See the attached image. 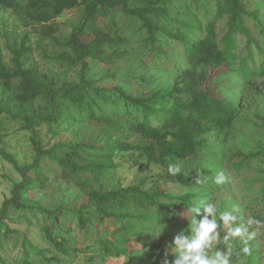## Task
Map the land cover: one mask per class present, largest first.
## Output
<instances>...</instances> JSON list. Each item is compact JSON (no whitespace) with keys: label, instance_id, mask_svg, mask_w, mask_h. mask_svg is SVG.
Returning a JSON list of instances; mask_svg holds the SVG:
<instances>
[{"label":"trees","instance_id":"trees-1","mask_svg":"<svg viewBox=\"0 0 264 264\" xmlns=\"http://www.w3.org/2000/svg\"><path fill=\"white\" fill-rule=\"evenodd\" d=\"M258 1L264 4V0ZM75 8L82 10L77 25L57 37L54 19ZM0 9L46 41L47 47L41 48L45 63H56L76 76L75 80H57L40 71L25 36L18 45L7 47L8 61L0 44V143L4 139L1 114L9 107L18 112L12 117L21 118L20 127L30 133L34 148L32 162L19 165L0 147V156L21 176L3 203L0 232L10 231L4 223L9 208L36 210L51 219L43 229L52 252L70 258L78 252L72 237L52 229L63 211L75 216L82 229H88L92 219L103 222L113 218L122 223L114 231V242L101 239L95 250L116 257L127 255L123 264H142L155 254L159 257V246L153 244L147 253L128 255L126 243L131 236L169 224L176 206L190 208L195 197H203L199 193L175 196L160 188L162 178L183 188L202 190L211 188L223 169L237 174L253 163L264 164V147L227 154L212 151L207 142L209 136L227 135L240 113L238 103L208 91L209 70L225 66L246 79L264 77L261 11L252 8L248 0H0ZM255 27L260 40L252 33ZM171 41L182 44V63L166 64L174 69L173 84L149 95H133L120 84L108 86L89 74L93 61L113 68L130 57L152 60L158 55L162 60ZM76 125L94 127L100 133L88 141H58L45 148L43 136L59 135ZM206 155L212 159V169L204 166ZM169 163H179L180 173L170 175ZM125 164L155 165L162 170L160 178H154L149 189L144 187V179L111 188L93 184ZM195 166L200 171L193 169ZM197 177L203 182L196 183ZM60 184L85 192L86 203L60 211L22 201L23 190ZM263 199L264 182L252 201ZM230 243L223 242L221 250L227 251ZM29 250L45 258L44 250L33 245ZM231 251L232 264L245 258L240 250ZM28 255L24 250L23 264H30ZM52 260L59 261L55 254Z\"/></svg>","mask_w":264,"mask_h":264},{"label":"rangeland","instance_id":"rangeland-1","mask_svg":"<svg viewBox=\"0 0 264 264\" xmlns=\"http://www.w3.org/2000/svg\"><path fill=\"white\" fill-rule=\"evenodd\" d=\"M250 6L261 11L262 27L264 28V4L258 0H248ZM178 2L174 8H177ZM82 16V10L75 8L64 12L60 17L54 19V26L57 28L56 36L67 35ZM0 44L5 61L10 57V51L7 47L18 45L22 38H27V44L31 47V55L37 63L39 70L48 72L50 76L57 80H75L76 76L71 71H63L56 63H45L42 49L46 48L45 40H41L34 30L22 26L15 17L8 11L0 9ZM253 35L260 40L262 37L257 27L253 29ZM36 42H39L38 45ZM244 45V39L240 42ZM182 44L177 41H171L165 49L164 58L158 59L154 55L153 59L143 56L130 57L127 62L120 66L109 68L96 61L90 62L89 74H93L97 80H103L105 85H122L128 93L133 95H149V92L155 89H162L173 84L175 79L174 69L169 64L182 63L181 54ZM254 48V47H253ZM57 49V47H54ZM142 49V47L140 48ZM252 49V48H251ZM244 51V50H242ZM257 57V52L254 50ZM244 53V52H243ZM244 55V54H243ZM167 58V61H166ZM166 64H168L166 66ZM210 80L207 83L208 91L213 95L224 97L230 101L238 103L240 108L234 127L227 135L209 136L207 142L211 150L217 152H226L227 154L236 150L247 152L252 149L264 147V77H254L250 79L243 78L237 71L229 72L227 67L222 66L209 70ZM18 114L9 107L1 114L3 126L1 133L4 135L0 143L6 152H8L19 165L29 164L34 157V148L29 139L30 133L20 127L21 118H13L12 115ZM86 127V128H85ZM100 131L94 127L76 125L68 131L55 136H43L45 148L51 147L58 141L72 143L79 140H87L90 137L98 136ZM204 166L212 169L211 157L206 155ZM226 162H224V165ZM199 165V164H197ZM214 170L217 168L213 167ZM198 171V166L195 168ZM161 169L155 165L131 166L122 165L116 172H109L99 178L94 185H104L111 188L117 183L124 185L145 180L144 187L152 188L154 178H160ZM228 178L223 184H216L213 181L211 188L189 189L183 188L172 181H160V188L169 190L175 196H182L187 193H199L203 197H195L192 206L200 207L204 202H212L217 208V221L220 225L217 229L219 238L214 241L210 249L206 252L214 258L216 251H221L224 238L228 235V228L235 226H244L248 229L251 239L245 237L229 239L231 246L229 249H238L244 254L245 258L236 264L249 263L264 264V199L257 202L252 198L260 189V184L264 181V164L253 163L251 168L243 169L237 174L232 170L223 169ZM217 175V174H216ZM262 182L259 183V180ZM21 180L20 174L14 167L0 156V211L6 199L11 197V190L14 183ZM214 185H216L214 187ZM206 195V196H205ZM22 201L29 206L42 207L44 209L60 211L77 208L80 204H85L87 195L85 192L75 189L69 184L48 185L47 187H38L33 190H23L21 192ZM175 201V200H174ZM191 206V207H192ZM190 207V208H191ZM189 208L176 206L174 211V220L169 224L155 229L147 230L142 235H132L129 242L126 243L127 254H143L149 251L153 244H158L157 252L150 260L142 264H164L166 258L173 259L170 249L175 248L173 241L177 236L189 237L190 231L187 230L188 224L192 219V213ZM235 209H238L236 211ZM229 211L237 216L236 221H230L229 225H224L219 221L221 211ZM36 210L9 208L4 223L10 231L0 232V264H23L24 250L29 251L28 260L30 264H123L128 256L107 255L104 251L95 250L101 239L113 241L115 239L114 231L121 226V222L109 218L103 222L92 219L91 226L88 229H82L77 223L75 216L66 214L63 211L62 216L52 225L54 233H63L72 237L77 253L74 256L66 257L57 252H52V245L45 238L43 226L50 224L51 219H45L43 214L36 213ZM201 216L197 219H201ZM212 217H209L211 219ZM254 218L261 223L248 224V220ZM164 235H169L164 237ZM114 242V241H113ZM112 242V243H113ZM29 245H33L45 251V258L35 255L34 251L29 250ZM244 247L250 249V254H245ZM57 255V263L52 260L53 255ZM72 259V261H70Z\"/></svg>","mask_w":264,"mask_h":264},{"label":"clouds","instance_id":"clouds-1","mask_svg":"<svg viewBox=\"0 0 264 264\" xmlns=\"http://www.w3.org/2000/svg\"><path fill=\"white\" fill-rule=\"evenodd\" d=\"M181 171V165L179 163L168 165V173L172 176L179 174ZM228 178L224 172H218L215 177L216 184H223ZM203 181L197 177L196 183H202ZM238 211V209H235ZM192 213V219L188 224L187 230L190 231L189 237L177 236L174 238V249H170L173 259L166 258L164 264H232L231 249L227 251H216L214 258L211 257L206 249H210L214 241L219 238V232L217 231L220 226L217 221V208L212 202H204L200 207L192 206L188 209ZM203 216L201 219L197 217ZM209 217H212L209 219ZM237 216H234L231 212L225 210L219 213V221H222L224 225H229L230 221H236ZM260 221L250 218L248 224H259ZM245 237L251 239V235L248 233V229L244 226H235L228 228V235L225 240L240 238L244 240ZM245 254H250V249L244 247L242 250Z\"/></svg>","mask_w":264,"mask_h":264}]
</instances>
